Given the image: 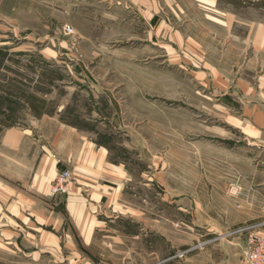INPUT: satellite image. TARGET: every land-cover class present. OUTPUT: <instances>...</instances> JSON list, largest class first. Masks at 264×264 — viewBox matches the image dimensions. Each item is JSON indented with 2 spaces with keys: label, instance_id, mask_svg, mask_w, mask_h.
I'll use <instances>...</instances> for the list:
<instances>
[{
  "label": "rangeland",
  "instance_id": "374dc122",
  "mask_svg": "<svg viewBox=\"0 0 264 264\" xmlns=\"http://www.w3.org/2000/svg\"><path fill=\"white\" fill-rule=\"evenodd\" d=\"M51 1L21 0L20 14L0 15V81L47 94L49 109L71 103L116 136L115 154L129 146L133 199L152 236L150 218L264 236V126L215 92L242 83L264 92V0H164L158 28L133 0ZM0 111L6 124L28 117L21 97L0 96ZM179 193L195 210L179 207Z\"/></svg>",
  "mask_w": 264,
  "mask_h": 264
},
{
  "label": "crops",
  "instance_id": "0c3cea01",
  "mask_svg": "<svg viewBox=\"0 0 264 264\" xmlns=\"http://www.w3.org/2000/svg\"><path fill=\"white\" fill-rule=\"evenodd\" d=\"M30 1L49 8L52 2ZM133 1L146 25L162 26L164 0ZM20 4L0 0V15L20 14ZM211 69L212 77L230 85L227 75ZM240 87L238 93L233 86L221 88L216 96L241 103L248 121L263 127L259 95L264 92L243 83ZM250 93L257 95V104ZM35 95L44 106H34L33 113L25 101L28 117L23 123L5 125L0 111V264H248L243 231L214 237L217 232L210 225L197 230V218H150L156 224V231L150 227L152 236L149 218H142L143 206L135 200L132 158L125 157L129 146L124 154H115L112 132H102L99 123L71 103L49 109L48 95ZM64 169L71 170V182L66 191L54 193L53 181ZM191 197L175 196L187 211L198 205Z\"/></svg>",
  "mask_w": 264,
  "mask_h": 264
},
{
  "label": "built area",
  "instance_id": "2783aa9c",
  "mask_svg": "<svg viewBox=\"0 0 264 264\" xmlns=\"http://www.w3.org/2000/svg\"><path fill=\"white\" fill-rule=\"evenodd\" d=\"M66 30L72 33L74 30L70 25L66 26ZM72 179V172L70 169L59 171L52 184V191L54 193L64 192L67 190ZM248 231V240L245 247V254L248 264H264V236L258 232H250L249 228H242L240 231Z\"/></svg>",
  "mask_w": 264,
  "mask_h": 264
},
{
  "label": "trees",
  "instance_id": "16d2710c",
  "mask_svg": "<svg viewBox=\"0 0 264 264\" xmlns=\"http://www.w3.org/2000/svg\"><path fill=\"white\" fill-rule=\"evenodd\" d=\"M0 90H2L8 97H21L24 98L27 103H30L31 106H33L32 111L34 113V106L35 108H39V110H42L44 106V100L40 97H38L35 94H27L26 88L15 86L12 82L4 84L0 81ZM36 111V110H35ZM36 113V112H35ZM38 113V112H37ZM5 125H7L4 122Z\"/></svg>",
  "mask_w": 264,
  "mask_h": 264
}]
</instances>
